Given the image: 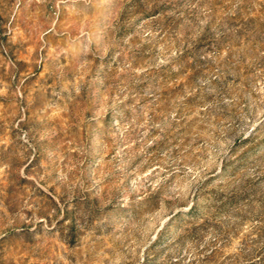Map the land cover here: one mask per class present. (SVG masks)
Instances as JSON below:
<instances>
[{
  "label": "rangeland",
  "instance_id": "obj_1",
  "mask_svg": "<svg viewBox=\"0 0 264 264\" xmlns=\"http://www.w3.org/2000/svg\"><path fill=\"white\" fill-rule=\"evenodd\" d=\"M0 264H264V0H0Z\"/></svg>",
  "mask_w": 264,
  "mask_h": 264
}]
</instances>
